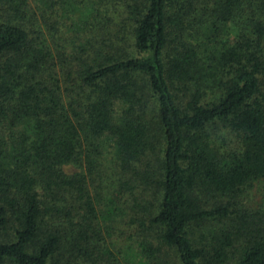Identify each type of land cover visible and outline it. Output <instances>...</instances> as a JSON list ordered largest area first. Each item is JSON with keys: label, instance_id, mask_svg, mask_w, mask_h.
<instances>
[{"label": "trees", "instance_id": "obj_1", "mask_svg": "<svg viewBox=\"0 0 264 264\" xmlns=\"http://www.w3.org/2000/svg\"><path fill=\"white\" fill-rule=\"evenodd\" d=\"M64 18L82 35L71 56L55 47ZM216 123L236 149L212 141ZM101 141L123 177L117 195L153 237L138 245L146 264H264V208L190 237L231 220L229 203L209 199L264 180V0H0V264L89 256L96 202L65 168L83 153L94 165ZM67 194L85 209L75 237L53 220L72 209L42 201Z\"/></svg>", "mask_w": 264, "mask_h": 264}, {"label": "rangeland", "instance_id": "obj_2", "mask_svg": "<svg viewBox=\"0 0 264 264\" xmlns=\"http://www.w3.org/2000/svg\"><path fill=\"white\" fill-rule=\"evenodd\" d=\"M34 11L37 15L39 14L38 10ZM36 21H38V24L41 23L40 18H37ZM52 21L53 19H50L49 23ZM62 21L64 22L63 27L60 28L57 37L54 38L56 43L55 47L57 45L63 46V41H65L66 44L64 47L66 51L64 52L68 56H71L70 53L74 50L73 44L79 41L78 36L82 35L74 32L69 19L64 18ZM235 30L236 26L234 25L225 29L226 35L230 34L229 39L232 37L231 32ZM89 34L86 33L83 35V41L86 38H93V35L89 37ZM58 36L65 40H60ZM51 47L52 49L54 48L52 44ZM55 61H58V59ZM55 70L57 71L58 68ZM68 85L70 86V84ZM68 85L62 86V89L68 88ZM207 93L205 100L210 101L214 95L209 90ZM208 131L212 136V141L217 145L223 146L225 150H233L238 147L236 134L227 125L216 123L211 125ZM2 133L6 135V132ZM98 144L100 146V152L97 156L94 155V165L90 164V161L86 159V155L83 153L80 163H73L65 168L68 175H83L86 177L88 195L96 202L95 208L98 212L97 220L90 225L92 229L90 228L91 230L88 232L91 236L89 245L87 246L89 256L84 259L81 258L80 262H77L79 264H146L139 255L138 245L144 240H151L153 237L146 233L143 228L138 227L132 222V197L127 193L121 196L117 195V187L123 177L117 169L112 149L109 146L110 144L102 141ZM148 160L151 164H154L153 158H149ZM42 201L46 207L55 203L59 207L72 209V220H69L70 222L64 217L53 219L57 221L54 223L55 225L59 223L65 225L68 230V237H75V234L86 225L83 219L85 215L83 202L75 199V196L67 194L63 199H58L53 202L51 198L44 195ZM215 202L230 204V210L232 212L231 220L209 221L201 227H193L190 237L196 244L204 243L206 239H210L212 234L222 229H231L232 222L237 216L261 211L264 208V180L254 181L244 187L234 199L228 197H218L214 200L209 199L208 206L213 205ZM66 259L69 258L66 257ZM174 260L175 257L173 255H163L161 264H172Z\"/></svg>", "mask_w": 264, "mask_h": 264}]
</instances>
